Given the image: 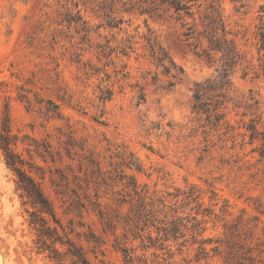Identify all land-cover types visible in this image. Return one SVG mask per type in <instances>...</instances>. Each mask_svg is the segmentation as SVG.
<instances>
[{
    "label": "rangeland",
    "instance_id": "374dc122",
    "mask_svg": "<svg viewBox=\"0 0 264 264\" xmlns=\"http://www.w3.org/2000/svg\"><path fill=\"white\" fill-rule=\"evenodd\" d=\"M163 1L0 0V264H264V76L194 110L220 62ZM188 4L258 63L264 0Z\"/></svg>",
    "mask_w": 264,
    "mask_h": 264
},
{
    "label": "trees",
    "instance_id": "16d2710c",
    "mask_svg": "<svg viewBox=\"0 0 264 264\" xmlns=\"http://www.w3.org/2000/svg\"><path fill=\"white\" fill-rule=\"evenodd\" d=\"M168 4L173 6L176 11H185L194 20L191 26L188 27L186 35L188 37L195 36L198 40V45L202 42H206V46L201 45V50L198 53L199 56L203 57L209 64L220 62L218 65V76L215 82L207 81L203 85H198L195 90V103L193 109L200 112L205 109L206 101H204V94L216 89H221V92L217 97H226L230 90V76L235 68L242 66L246 71V74L253 72L258 77L264 76V26H260L259 33L257 34V49H258V63L254 64L252 59H248V51H242L238 40L241 38L240 32L228 29L227 24L221 14V12L211 6L210 12L200 13V21L196 22L195 13L190 9L191 5L188 4L194 0H164ZM264 11V10H263ZM200 12V10H199ZM245 36H243L244 38ZM197 45V47H198ZM157 52L153 48V55L157 58L159 65L163 66L166 73L170 72V67L166 65L169 60L168 54L163 50ZM219 55V58L216 56ZM174 64L173 62H171ZM252 131V138L258 137L259 132L256 124L249 126ZM3 148L8 156L13 155L9 142L3 137ZM263 143H264V132H263ZM11 162H9L10 164Z\"/></svg>",
    "mask_w": 264,
    "mask_h": 264
}]
</instances>
